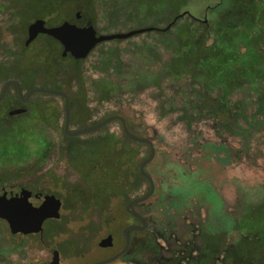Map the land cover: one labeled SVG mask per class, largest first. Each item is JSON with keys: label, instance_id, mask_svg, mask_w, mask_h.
I'll list each match as a JSON object with an SVG mask.
<instances>
[{"label": "rangeland", "instance_id": "obj_1", "mask_svg": "<svg viewBox=\"0 0 264 264\" xmlns=\"http://www.w3.org/2000/svg\"><path fill=\"white\" fill-rule=\"evenodd\" d=\"M67 1L16 0L17 15L13 17L11 27L16 36L15 43L21 45L27 25L34 20L32 18L35 13L40 11L47 2L49 6L62 4L59 18L69 15ZM100 1L102 9H97L98 15H96L94 26L92 25L99 34L125 33L149 27L155 30L126 40L101 43L84 60H80V70L76 75L80 81L75 79L68 81L62 86V90L70 96L74 95L80 86L83 87V105H74L72 113L77 118L87 121L82 124L69 123V131L91 126L111 115L121 116L124 121H127L126 125L136 133L132 135L147 138L154 146V160L144 168V171L153 178L156 188L161 184L171 187L184 184V180L189 182L197 179L206 182L216 191L234 217L251 220L255 213L245 211L250 207H257L264 212V127L255 126L246 144L238 134L219 130L212 111L217 103L216 98L220 96L219 92L213 91L219 78H215L213 84L208 85V80L200 75L193 77L185 73L171 74L164 71L163 66L171 62L169 48L174 31L190 21L185 16L181 17L169 29H166L168 24L149 25V22L137 24L136 20L142 18L140 13H137L140 7L139 0ZM14 2L15 0H0L2 47L8 50H14V44H11L12 37L7 33V26H9L7 23L11 22L10 7L15 4ZM49 6L46 5L44 8L48 9ZM104 13L107 14L106 19ZM42 19L48 21L49 18ZM79 20H76L73 15L71 19L63 21H70L78 26L89 25L81 24ZM201 21H203L202 16ZM56 49L58 50L53 42L39 36L38 40L22 53L24 56L18 60V65L25 74L26 81L31 82L36 75H42L43 79H46L52 70L57 69H69L71 73H74L76 65L71 57L51 60L48 58L51 52L56 55ZM149 53H154L156 60L151 65V70L159 77L158 85H140L132 91L127 90L126 85H122L125 82L122 77L136 73V69H148L149 72ZM29 55L35 58L30 60ZM6 57L5 53H0V62H4ZM211 77L212 75L209 76ZM56 80L63 81V75L56 76ZM105 86L110 88L107 94L102 91ZM226 101L230 105L234 126L245 128L249 122L264 123V101L259 104L253 96L244 92L242 87L231 88ZM54 102L57 116L54 128L58 134V145L60 143L57 152L42 161L30 154L19 161L2 163L0 174L6 172V177L3 182L0 177V191H17L19 188H25L29 191L54 194L59 198L62 202L60 218L63 219L64 224L59 230L64 232V235L67 231L74 235L83 231L90 236L86 238L88 244L82 242V239L77 240V237L72 238L81 242L80 245L86 248L85 256L79 260L63 254L61 264H88L103 260L110 254V251L98 249L97 243L100 239L111 234L114 248L119 247L120 231L125 226L132 225L134 221L125 213L124 205H120L118 199L111 201L107 218L106 215L100 218L96 214L65 210L64 204H72L74 198L85 201L91 198L89 190L76 187L65 199L64 183L73 184L77 181L78 175L75 174L73 167L76 163L90 161L80 152L85 148L87 141L95 140L106 133L122 140L121 128L118 123H111L101 131L74 137L78 138V142L66 138L60 141L59 133L64 123L63 101L58 98ZM219 107H221L220 104ZM220 116L227 119L226 114L220 113ZM232 130L237 132V129L232 128ZM74 142L80 148L74 160L72 157L68 163L65 153L61 150L68 148L70 151ZM207 143L224 145L229 156L212 154L205 158L202 148ZM25 144L28 151L35 149L33 143L26 141ZM133 150L136 151L133 159L135 167L147 159L148 148L140 145ZM94 160L100 163L101 159ZM18 166L23 167L18 170ZM160 168L164 170L163 173L160 172ZM17 170V174L10 176L8 173ZM48 173L50 176L46 175ZM147 190L148 184L141 182L139 189L130 198L141 197ZM30 201L33 205H37L34 199ZM152 202L154 206L151 210L149 208L141 210L153 222L150 228L153 234L161 235L170 222L177 223L179 230L184 223L203 225L206 222V210L196 203L197 200L190 199L189 204L180 210H176L169 204L157 207L155 201ZM105 220H108L107 224L103 222ZM52 230H46L45 234L57 231ZM64 235L55 237V242L61 241ZM131 237L136 242L137 248H140L144 234L133 233ZM157 237L161 243V237ZM226 239L227 246L233 250L240 238L237 234L230 232ZM44 247L45 244L42 242L38 244L33 236L21 238L19 235H11L6 223L0 220V264H27L46 260L47 253ZM224 248V246L214 247L219 252L216 264H222L221 260L225 258ZM65 249L67 250L68 247ZM221 251L224 252L223 258ZM260 254L264 257V248Z\"/></svg>", "mask_w": 264, "mask_h": 264}, {"label": "trees", "instance_id": "obj_2", "mask_svg": "<svg viewBox=\"0 0 264 264\" xmlns=\"http://www.w3.org/2000/svg\"><path fill=\"white\" fill-rule=\"evenodd\" d=\"M14 3L10 7L12 21L13 17L17 15L16 0ZM67 3L70 13L65 17H58L62 4L57 6V3L49 6L50 4L47 2L32 19L49 18L48 25H56L64 19H71L73 15L75 18V13L78 12L79 23L94 26L96 15H98L97 9H102L100 0H68ZM138 3H140V7L137 9V13H140L142 18L136 20L137 24L149 22V25H169L174 18L181 14H184L182 17L185 16L190 21V23L177 27L174 31L169 48L171 62L163 66L164 71L171 74L185 73L193 77L200 75L208 80V85L213 84L215 78H219L213 91L219 92L220 96L216 98L217 103L212 108L217 127L221 131L227 130L235 135L238 134L246 144L253 128L255 126L264 127V123L249 122L245 128L234 126L226 96L230 93L231 88L240 86L259 104L264 101V0H139ZM46 5L49 6L48 9L44 8ZM106 16L107 14L104 13L105 19ZM201 16L203 21H201ZM11 27L12 25L7 28V31L13 33ZM56 46L58 50L56 49V55L52 59L61 57L60 48L58 45ZM155 61L154 53H149V72L148 69H136V73L122 77L125 79L122 85H126L129 91L140 85H158L159 77L151 70V65ZM73 62L76 65L74 73H71L69 69L52 70V79L46 80L44 85L62 90V86L66 85L68 81L74 79L80 81L76 75L80 70L81 61L73 60ZM60 74L64 77L63 81L56 80V76L59 77ZM210 75H212L211 78H209ZM102 89L104 94L110 90L107 86ZM83 100L84 90L80 86L74 95L69 96L70 124H82L87 121L77 118L72 113V107L74 105L82 106ZM220 113L226 114L227 119H223ZM126 126L131 134H136L131 127ZM232 128L237 129V132H234L236 130H232ZM71 139L78 142V138ZM15 143L11 139L6 143L8 146L0 148V165L4 162L10 163L24 158L22 154L19 155L16 152ZM140 145L129 141L123 133L122 140L106 133L95 140L87 141L85 148L80 152L90 161L86 163L79 161V164L76 163L73 166L78 179L73 184L64 183V192L65 199H67L73 188L83 187L84 190L85 188L89 190L91 199L85 201L74 198L72 204H64V209H71L78 213L96 214L100 218L106 215L107 218L111 201L118 199L120 205H125L130 201V197L139 189L140 183L146 182L138 172L140 164L135 167L133 164V159L136 156V151L133 149ZM79 148L80 146L74 142L70 151L68 148L61 150L65 153L68 163L72 157L74 160ZM71 150L73 151L71 152ZM202 151L206 155L205 158L212 154L229 156L227 148L222 144L207 143L203 146ZM96 158L101 159L100 163L95 162ZM36 159L42 161L45 157H36ZM22 167L18 166L17 169ZM18 170L8 173L11 176L17 174ZM163 171L160 168V172L163 173ZM5 175L6 172L0 174L1 182L5 180ZM46 175L50 176V173ZM184 181V184L171 187H167L166 184L159 185L154 193L156 196L155 206L164 207L165 204H169L176 210H180L189 204L190 199L197 200L196 203L207 213L206 222L201 226L203 242L208 239L212 245L226 248L228 245L227 234L235 233L240 239L233 250H227V253L230 254L228 256L230 264H264V257L260 254L264 248V212L258 210L257 207H250L245 211L255 213L251 220L234 217L227 210L222 198L209 184L197 179H192L189 182ZM166 198L169 203L164 202ZM258 212L262 213L258 214ZM62 220L59 218L58 221L50 220L45 223L44 230L54 229L57 231L52 234H44L42 236L43 244H50L48 239L64 235V232L59 230L64 225ZM103 222L107 224L108 220ZM68 232H65L61 241L56 242L57 248L64 255L72 257L85 254L86 248H83L80 245L81 242L77 240L82 239V242L88 244L86 238L90 236L84 234L83 231H79L77 235ZM74 237H77V240H73ZM154 239L151 234H144V240L139 248V259L147 257L148 250L146 248L148 246L151 248L149 253L157 252Z\"/></svg>", "mask_w": 264, "mask_h": 264}, {"label": "flooded vegetation", "instance_id": "obj_3", "mask_svg": "<svg viewBox=\"0 0 264 264\" xmlns=\"http://www.w3.org/2000/svg\"><path fill=\"white\" fill-rule=\"evenodd\" d=\"M9 26L13 24L8 22ZM30 24V23H29ZM28 24V25H29ZM27 25V26H28ZM7 26V28L9 27ZM46 27H53L56 25H48L47 21H45ZM27 29V27H26ZM26 29L24 33V37L22 38L21 45L15 43V34L7 31L12 37V45L13 49H5L2 47V32L0 29V53H5L7 56L4 62H0V148L8 146L6 143L13 139L16 143V152L20 155L22 154L24 158L30 154L39 158H46L48 156L53 155L57 152L58 149V134L55 131L54 124L56 123V110L54 107V100L59 97L35 92L30 93L34 89H47L52 91H61L56 88H51V86L44 85L46 80L52 79V74H50L49 78L43 79L42 75L34 76L31 82L25 80V74L21 71L20 65H18V60L24 56L22 53L29 49L31 45L38 40L39 36H43L58 45L60 50H62L61 46L57 41L48 37L47 35H38L34 41H32L27 46L25 45L26 40ZM54 56V53H50L48 58L51 60ZM30 57V55H29ZM34 57H30L32 59ZM53 67V66H51ZM65 93V92H64ZM66 94V93H65ZM67 95V94H66ZM68 99L69 96L67 95ZM62 101L63 99L60 98ZM70 104V102H69ZM64 105V101H63ZM71 139L74 137L66 136L62 131L59 133V140L62 138ZM144 138V137H140ZM26 141L33 143L35 145V149L32 151H28L26 147ZM130 141V140H129ZM135 143V142H134ZM138 144V143H137ZM143 145V144H141ZM146 146V145H144ZM148 148V146H146ZM155 157V156H154ZM154 160V158H153ZM152 160V161H153ZM150 164V163H149ZM148 164V165H149ZM151 177V176H150ZM152 178V177H151ZM153 179V178H152ZM155 184V183H154ZM20 189V188H19ZM6 191L7 196L11 194H15L19 191ZM156 189V187H155ZM0 191V193H2ZM32 193L30 200L34 199L37 202V205L41 202L43 195L42 192L30 191ZM155 193V190H154ZM153 195L145 202L138 203L132 206V210L140 214L145 222L147 223L146 228L143 231L139 232H129V245L127 251L120 256L116 261L112 263L118 264H216L217 259L219 258V252L214 249V245L210 243L207 239L203 242V237L201 236V226L200 224H192V223H184L181 229H178V224L175 222H170L167 226V229L163 231L160 235L159 233L153 234L151 232V225L153 222L150 217L145 216L142 213V208L152 209L153 200H156V196ZM145 195V194H144ZM143 196V195H142ZM139 198V197H137ZM136 199V198H134ZM133 200V199H131ZM130 200V201H131ZM128 201L125 206L130 202ZM166 203L168 202V198H166ZM125 211V210H124ZM126 213V212H125ZM127 214V213H126ZM134 223L132 225H139V222L134 219L131 215L127 214ZM127 225V226H132ZM125 226V227H127ZM124 227V228H125ZM123 228V229H124ZM119 233L120 245L117 248H114L113 236H112V246L107 248H99L101 251H110V254L105 259L117 254L123 248L125 244V239L122 235V231ZM46 233V230H42L40 233L35 235H27L22 236L21 238H27L29 236H33V239L38 244L43 242L42 236ZM133 233H144L151 234L156 242V253H149L151 248L148 246L146 248L148 250V255L145 259H139V247L137 248L136 242L132 239L131 235ZM109 235V234H108ZM107 236V235H106ZM161 237L162 242L157 239ZM50 244H45L43 248L47 253V259L38 262H29L27 264H49L52 261L53 252L57 251L59 255V262L61 264V259L63 253L57 248L55 238L47 240ZM225 249V258L221 260L222 264H230L228 260L229 253L227 250L230 248L227 246ZM221 257L223 258V251ZM67 257H72L70 255H65ZM85 256L73 257L75 259H82ZM104 260V259H103ZM101 261V260H98ZM98 261H93L88 264H93ZM109 263V264H112Z\"/></svg>", "mask_w": 264, "mask_h": 264}, {"label": "water", "instance_id": "obj_4", "mask_svg": "<svg viewBox=\"0 0 264 264\" xmlns=\"http://www.w3.org/2000/svg\"><path fill=\"white\" fill-rule=\"evenodd\" d=\"M181 14L173 19L166 29H169L178 18L182 17ZM75 19L79 20L80 15L78 12L75 13ZM154 28H141L131 30L125 33L115 34H99L92 25L78 26L70 21H63L59 25L53 27H46L45 20L42 18L34 19L26 29V40L25 45L27 46L36 39L38 35H47L54 39L61 46V57H71L73 60L80 61L84 60L89 53L99 44L110 41H121L134 37L139 34L154 31ZM45 93L53 96L62 98L64 101L63 112H64V123L63 132L69 137H79L95 133L106 127L107 125L118 122L121 126L123 135L130 141L143 144L148 146V157L143 161L139 167L138 172L140 176L147 182L148 191L145 195L131 200L125 206V212L131 215L134 219L139 222V225L127 226L123 229L122 235L125 239V244L121 251L117 254L98 261L93 264H109L116 261L122 256L128 249L129 245V232L143 231L147 223L143 217L132 210V206L147 201L154 193L155 184L153 179L144 171V168L152 162L155 156V149L151 140L147 138H140L132 135L127 129L126 123L121 116L111 115L96 124L88 127H83L75 131H69L70 123V104L67 95L61 91H52L47 89H34L30 93ZM32 193L25 189L20 188L15 194L7 196V192L3 191L0 193V220L6 223L8 231L11 235H35L43 230L44 223L46 221H57L60 218L62 209V202L54 194H45L42 197L41 202L38 205H33L30 201ZM112 246V236L109 234L106 237L99 240L97 247L107 248ZM49 264H60L59 255L57 251L53 252L52 261Z\"/></svg>", "mask_w": 264, "mask_h": 264}]
</instances>
